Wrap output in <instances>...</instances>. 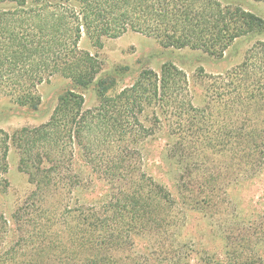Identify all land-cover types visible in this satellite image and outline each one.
Returning <instances> with one entry per match:
<instances>
[{"label":"trees","instance_id":"trees-1","mask_svg":"<svg viewBox=\"0 0 264 264\" xmlns=\"http://www.w3.org/2000/svg\"><path fill=\"white\" fill-rule=\"evenodd\" d=\"M263 28L259 15L219 0H0V95L35 108L38 85L61 75L80 88L95 82L98 97L85 108L83 95L68 89L44 123L12 134L0 130V171L7 170L12 143L41 213L32 218L35 234L27 257L21 256L19 241L3 245L7 221L0 214V264H66L68 259L70 264H146L149 256L132 250L137 236L153 239L160 263H188L182 245L169 242L178 220L176 201L143 170L138 145L157 123L167 126L173 136L168 155L181 170L177 189L196 207H207L213 189L222 186L219 170L234 168L236 180L255 174L264 164V41H254L241 62L223 74L199 69L206 101L197 107L185 72L170 62L158 71L141 70L130 85L108 94L113 79H97L101 60L80 48L79 40L85 34L100 47L103 36L131 30L163 47H189L219 58L234 41ZM74 145L109 185V198L100 205L67 204ZM207 149L219 163L216 171L194 167ZM49 200L55 211L50 223L44 216ZM259 232L264 243V228ZM231 237L226 236L234 249L226 264H264V251L246 252V244ZM241 238L248 245L253 236ZM128 250L133 252L125 256Z\"/></svg>","mask_w":264,"mask_h":264},{"label":"rangeland","instance_id":"rangeland-1","mask_svg":"<svg viewBox=\"0 0 264 264\" xmlns=\"http://www.w3.org/2000/svg\"><path fill=\"white\" fill-rule=\"evenodd\" d=\"M219 1L223 4L239 5L264 20V0ZM256 40L264 41V28L237 39L219 58L189 47H163L153 37L131 30L117 37L103 36L100 47L94 46L90 39L82 34L79 47L95 53L101 60V71L97 74V79H113L108 94L130 85L141 70L158 71L163 63L170 62L185 72L192 102L195 106L202 107L206 96L204 83L196 76L198 70L202 69L206 74L225 73L241 62L246 49ZM95 84L93 82L86 88H80L70 79L54 75L38 85L36 92L40 96V102L35 108L20 105L10 96L0 95V130L12 134L22 127L30 128L44 123L58 98L68 89L83 95L85 108L92 107L98 101ZM150 119V115L144 118L147 125H150ZM172 141L173 136L169 135L167 126L157 123L152 134L142 140L138 147L141 151L143 170L157 183L162 184L176 201L178 220L172 229L169 242L173 247L181 244L184 253L189 255L188 263L182 261L180 264H201L205 260L226 264L229 251L234 249L232 244H229L227 235H231V238L237 237L238 244H246L242 245L246 252L251 249L264 251V243L261 241L263 235L259 232L264 228V164L255 174L240 180L235 179L234 168L231 171L219 170L223 179H220L219 183H222V186L213 189V196L207 207H196L177 189L181 170L180 164L168 155ZM205 155L206 158L196 160L194 167L199 164L201 168L210 171H216V168L218 170L219 163L210 149L205 151ZM19 158L18 149L10 143L6 158L7 170L0 171V214L7 221L3 245L10 247L19 241L20 254L27 257L31 249L30 237L35 234L32 218L39 219L41 213L36 208L38 204H34L30 199L34 184L30 182L28 174L19 168ZM70 166L73 186L68 190L64 189L68 192V206L100 205L107 201L110 194L107 181L91 169L77 145L72 148ZM223 177H229L230 181ZM52 205L53 200L46 204L47 212L44 216L48 223L54 220L55 211ZM20 208L22 211L18 213ZM249 234H252L253 238L247 245L241 237ZM19 237L21 238L18 239ZM132 250L139 255L149 256L146 264H166L156 260L158 245L148 236L133 237ZM132 250H128L125 256L131 254ZM144 258L145 256L140 257ZM70 263L72 260L68 259L66 264Z\"/></svg>","mask_w":264,"mask_h":264}]
</instances>
